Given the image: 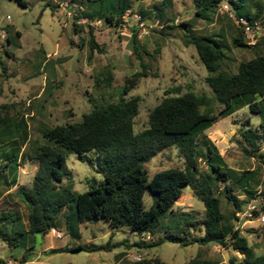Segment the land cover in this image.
<instances>
[{
	"label": "rangeland",
	"instance_id": "rangeland-1",
	"mask_svg": "<svg viewBox=\"0 0 264 264\" xmlns=\"http://www.w3.org/2000/svg\"><path fill=\"white\" fill-rule=\"evenodd\" d=\"M25 1L26 5H21L16 0H0V28L6 30L9 38L0 37V115L6 114L9 117L16 141H11L12 136H0V211L18 209L25 223L27 208L16 188L19 184L30 186L32 183L38 164L28 154L33 156L37 146L46 143L40 131L43 126L80 120L94 102L101 101L103 97L117 96L123 77L141 69L140 59L146 65L147 74L127 94L140 97L138 113L134 116L136 130L147 125L148 111L166 94H173L167 92L173 87H179L181 92L190 88L212 95L204 79L206 68L194 44L188 41L185 34L187 27L197 33L212 34L227 44V57L223 66L230 71L236 70L240 60L248 59L255 53H264V0H246L251 14L259 11L257 19L261 27L256 32L258 41L254 46H235L232 43V37L239 29L229 13L220 8L221 3L227 0L219 2L214 11L210 12L209 19L195 13L194 0H127V8L142 12L146 22L156 18V13L160 14L158 24L149 27L147 32L140 33L136 28L140 53L133 50L132 29L136 25L132 20L124 23L121 19V23L109 25L101 17L102 12L108 11L109 5L116 7L123 0ZM83 13H90L94 17L84 16ZM7 14L9 18H6ZM177 17L178 22H174ZM183 21L189 22V25L179 24ZM75 25L80 29L79 32L74 30ZM162 27L163 31L160 30ZM91 35L99 48L91 49ZM105 66L113 72L109 87L98 86L94 82V77L100 75ZM261 104L264 106V100ZM213 107L216 112L217 107ZM247 119L253 127L261 129L264 114L244 105L218 118L205 129L202 136L216 144L228 167L234 170L229 179L218 182L217 188L221 192L216 193L220 199V209L226 216H230L234 209L232 202L222 192L223 183H231L233 193L243 206V213H236L238 219H231L232 224L241 228L242 234L247 237L253 249L251 258H263L257 264H264V222L257 218L258 214L244 213L245 201L251 196L247 189L253 191L261 188L264 191V163L252 154L254 151L264 152V138L260 139L257 150H245L247 145L241 129L246 127ZM15 144L19 147L17 164L9 169L3 166L6 159L3 153L10 154ZM22 151L25 154H21ZM145 166L149 175H152L156 170L170 166L184 168L185 159L172 145L154 155ZM197 169L199 173L207 171L204 159H197ZM66 170L68 172L57 183L69 185L74 192L84 191L103 178L93 164L78 158L71 151L66 152ZM5 178L8 181L15 178L19 184L6 192L8 185L5 184ZM70 203L56 215L55 228H60L64 233L59 238L60 242L69 240L71 243L106 244L124 240L129 243L132 252L146 248L145 252L149 256L160 255L168 259L173 256L182 258L195 250L191 245H179L172 241L138 247L134 242L143 240L142 236L148 232L140 235L129 224L112 227L103 218L80 220L76 216L73 202ZM152 203L153 196L146 190L145 207ZM204 212L202 200L187 185L171 209L160 213L152 236L156 238L165 230L180 232L186 227L190 233L200 235L203 233V224L199 221L204 217ZM2 221L0 219V227L9 229ZM46 240L47 235L44 233H34L31 241L33 247L27 249V253L36 255ZM210 243L208 241L204 245L209 246ZM24 249L23 246H9L0 239V257L3 259L18 256ZM119 249H124L123 243L110 250H65L51 255L43 253L41 258L47 257L52 264H113V251ZM234 252V248L228 250L229 264H245L241 256ZM143 259L152 258H146L144 254Z\"/></svg>",
	"mask_w": 264,
	"mask_h": 264
},
{
	"label": "trees",
	"instance_id": "trees-1",
	"mask_svg": "<svg viewBox=\"0 0 264 264\" xmlns=\"http://www.w3.org/2000/svg\"><path fill=\"white\" fill-rule=\"evenodd\" d=\"M16 1L26 5L25 0ZM220 1L194 0L195 13L199 17L209 19L210 12L214 11ZM227 1L236 14H243L249 19L259 17V11L252 14L249 12L246 0ZM127 7V0L121 1L116 7L109 5L108 11L102 12L101 17L106 24H119L121 14ZM83 15L94 17L90 13ZM155 15L158 18L160 14ZM179 24L185 26L189 25V22L183 21ZM76 26L74 30L79 32L80 29ZM164 27L160 30L163 31ZM238 29L239 32L232 37V43L235 46H254L255 44L250 45L243 39L245 37L241 29ZM132 34L133 50L140 53L141 45L137 39L136 27H133ZM185 34L188 41L194 44L206 68L204 79L212 95L190 88L181 92L179 87H173L167 91L174 92L173 94H166L148 111L147 125L136 130L134 116L138 113L140 97L127 94L138 84L140 78L147 74L146 65L140 59L141 69L123 77L117 96L103 97L101 101L94 102L90 110L82 114L80 120L53 126L45 125L41 128L46 143L37 146L33 156L28 154L29 158H34L38 164L32 183L30 186L19 184L16 188L27 208L26 223L23 222L18 209L1 210L0 219L9 228L0 227L1 240L9 246H24L27 234L46 233L55 228L57 213L72 201L76 216L80 220L103 218L112 227L129 224L139 233L149 232L147 241L134 242L138 247L157 245L164 241L183 245L213 241L240 251L242 262L245 264H257L263 260L251 258L253 249L248 244L247 237L242 234L241 228L232 224L231 219H238L236 212L243 211V206L233 193L231 183H223L222 192L227 200L232 202L234 209L230 216H226L220 209V199L216 193L221 192L217 188L218 182L229 179L234 170L228 167L216 144L202 134L218 118L244 105H248L252 111L264 114V106L261 104L264 100V53H255L248 59L240 60L236 70L230 71L223 66L228 48L223 40L212 34L191 31L189 27ZM89 44L91 49L99 46L92 35ZM112 79L113 72L105 66L100 75L94 77V82L98 86L109 87ZM213 106L217 107L216 112ZM246 122V127L241 129V135L247 145L245 150L254 151L259 148L260 139L264 138V123L261 122V129H258L253 127L248 119ZM12 129L9 117L6 114L0 115V136H12L10 139L15 143ZM172 145L177 148L179 155L184 157L185 167L170 166L149 175L145 163ZM67 151L76 153L82 160H88L102 173L103 178L80 192L72 191L69 185L57 183L68 172ZM21 154L25 152L22 151ZM252 154L264 163V152L254 151ZM18 155L19 147L15 144L10 154L3 153L6 157L3 166L11 169L13 164H17ZM198 158L204 159L206 163L207 171L204 173L198 172ZM16 182L15 178L11 181L5 178V184L8 186ZM187 185L204 204V217L199 221L203 224V233L192 234L186 227L180 232L165 230L154 238L152 234L160 213L171 209ZM146 190L153 196V203L149 207L144 204ZM247 192L251 196L245 201V205L251 198L259 196L252 214L257 215L264 211V191L260 188L253 191L247 189ZM107 247V243H77L51 250H94ZM23 258L20 262H23ZM157 260L158 258L143 259L136 264H157ZM0 264H6L1 257Z\"/></svg>",
	"mask_w": 264,
	"mask_h": 264
},
{
	"label": "crops",
	"instance_id": "crops-1",
	"mask_svg": "<svg viewBox=\"0 0 264 264\" xmlns=\"http://www.w3.org/2000/svg\"><path fill=\"white\" fill-rule=\"evenodd\" d=\"M16 184H19V183L18 182L14 184L10 183V186L8 187L11 188L15 186ZM8 187H7L6 192H8L9 190ZM54 229L59 230L60 228H54ZM142 233H139V234L141 235ZM44 235H47V240L44 242L40 250H38L35 255V254H31V252L27 253V249L33 247V244H31L32 243L31 241L33 240V237H34V234H27L25 245L23 246L25 247V249L21 250L20 255L18 256H13V257L9 256L5 258L4 260L6 261V264H8L9 259H12L16 264H49V263L52 264L48 260L47 257L41 258V255L43 253H49L51 255L55 252L65 251V250L54 251V250H51L52 248L69 247V246H73L77 244V242L71 243L69 242V240L67 241L64 240L60 242L59 238H62L64 236V233L62 236L58 237L56 236L54 231H52L51 229L48 232L44 233ZM77 236H79V234ZM121 243L124 244V249L113 251V258H114L113 264H136V262L138 261H134V259H132V257L129 256V252H131V250H129L130 246H129V243H125L124 240H114L111 243L110 242L107 243L108 244L107 248H99V249H109L110 250L112 249V247L118 246ZM175 243L179 245H183L178 242H175ZM99 244H103V243H97L94 245H99ZM186 245H191L192 247H195V250L189 255L183 256L182 258H176L173 256L168 259L160 255L149 256V253L145 252L146 248L145 249L138 248L137 251L142 250L141 252L145 254L146 258H158L157 264H229L228 250L230 248L222 246L219 243L211 241L209 246H205L204 243H201V242H192L189 244H185L184 246ZM17 246H20V245H17ZM84 250H88V249H84ZM10 255H12V253ZM22 257H24L23 262H20V259ZM146 264H153V263L150 262Z\"/></svg>",
	"mask_w": 264,
	"mask_h": 264
},
{
	"label": "built area",
	"instance_id": "built-area-1",
	"mask_svg": "<svg viewBox=\"0 0 264 264\" xmlns=\"http://www.w3.org/2000/svg\"><path fill=\"white\" fill-rule=\"evenodd\" d=\"M221 10H225L229 13V15L233 18L234 23L241 29L244 37L246 38V42L250 45H254L258 41V35L256 32L260 29L261 24L260 21L256 19H249L243 14H236L235 11L232 9L230 4L225 1L221 3ZM6 18H9V14L6 15ZM121 19L124 23H128L130 20H132L136 28L140 33H145L149 30V27H152L153 25H157L159 22L158 18L152 19L150 22H146V20L142 17V14L138 11L132 10L130 8H126L124 12L121 14ZM174 22H178V17L175 18ZM149 23V24H148ZM163 25V24H162ZM160 25V26H162ZM0 37L1 38H7V32L4 28H0ZM259 192V190H258ZM259 200V196L256 198H251L250 201L246 205V212H244L247 215H252V210L256 206V201ZM237 214L240 213L236 212ZM241 213H243L241 211ZM257 218L264 222V211H261ZM250 220V219H249ZM52 231L56 234V236L60 237L63 235V232L60 230H55L54 228H51ZM149 232L147 235L142 236L143 240H146L149 238ZM235 254L242 257V253L238 250H235ZM129 256L134 259V261H141L143 259L144 253L141 251L137 252H129ZM8 264H15V262L12 259L8 260Z\"/></svg>",
	"mask_w": 264,
	"mask_h": 264
},
{
	"label": "water",
	"instance_id": "water-1",
	"mask_svg": "<svg viewBox=\"0 0 264 264\" xmlns=\"http://www.w3.org/2000/svg\"><path fill=\"white\" fill-rule=\"evenodd\" d=\"M83 39H82V36H80V42L82 43Z\"/></svg>",
	"mask_w": 264,
	"mask_h": 264
}]
</instances>
